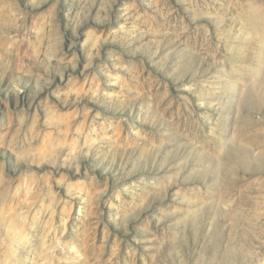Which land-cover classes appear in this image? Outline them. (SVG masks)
Wrapping results in <instances>:
<instances>
[{"label":"rangeland","instance_id":"rangeland-1","mask_svg":"<svg viewBox=\"0 0 264 264\" xmlns=\"http://www.w3.org/2000/svg\"><path fill=\"white\" fill-rule=\"evenodd\" d=\"M0 264H264V0H0Z\"/></svg>","mask_w":264,"mask_h":264}]
</instances>
